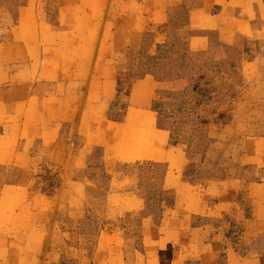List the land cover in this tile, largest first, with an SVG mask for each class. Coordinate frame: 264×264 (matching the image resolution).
I'll list each match as a JSON object with an SVG mask.
<instances>
[{
  "label": "rangeland",
  "instance_id": "1",
  "mask_svg": "<svg viewBox=\"0 0 264 264\" xmlns=\"http://www.w3.org/2000/svg\"><path fill=\"white\" fill-rule=\"evenodd\" d=\"M0 264H264V0H0Z\"/></svg>",
  "mask_w": 264,
  "mask_h": 264
},
{
  "label": "crops",
  "instance_id": "2",
  "mask_svg": "<svg viewBox=\"0 0 264 264\" xmlns=\"http://www.w3.org/2000/svg\"><path fill=\"white\" fill-rule=\"evenodd\" d=\"M80 6V5H79ZM70 7L68 5L66 6H62L61 9H60V12H59V17L61 20H65L67 19V15L70 14L71 15V19L72 18H77L78 15L80 14L79 10L77 9V7L75 8L76 9V12L73 14V12H69V9ZM105 40V39H104ZM78 48V49H76ZM84 49H85V45L82 44L81 47H71L68 51L69 52H79V55H80V62L77 66V69L81 70V83L80 85L83 86V81L85 80V75L87 74L88 72V69H89V61H83L82 57H83V54H84ZM101 53H105L106 56H108L109 54V48H108V45H106V42L104 44L101 45V47L98 49V56H101ZM69 65H73L72 62H69ZM68 68H70V66H66ZM93 74H92V81L91 82H96L97 84L99 83V81H101V85H103V89L101 90V92H112L111 90L115 89L114 86V80L112 79V66H111V62L110 61H107L106 59L105 60H97L94 65H93ZM103 77V78H102ZM68 84L70 85V82H73L71 78H68ZM153 83H161L160 80L156 79L155 77L153 76H146L144 78L141 79V83L139 85H146V86H152ZM90 86L92 89H94V93L98 92V86H96V84H92L90 83ZM100 90V89H99ZM69 89L67 88V91L65 92V95L67 93H69ZM135 92H136V85L134 84L133 86V89L131 90V98L134 97L135 95ZM83 93V88L80 89V94L82 95ZM91 89L89 91V99L91 97ZM106 94V93H105ZM82 97V96H81ZM148 112H155L157 113L155 110H141L140 112H136V113H139L140 116H149L150 117V114ZM133 117V114H132V110L130 109V105L129 107L126 109V112H125V115H124V120L125 121H119L117 119H114V118H111L109 119V122L110 123H113V125L115 127H118L119 124H123V126L125 125V127H127L130 123V119ZM156 120H154V124H151L150 128L152 129V131L156 132V134L160 135L162 138L165 137V143H166V152H165V156H167L168 152L170 151V148H169V145H170V139L168 140V137H169V134H166L168 133L167 129L163 128V127H160L158 125V114H156ZM168 142V144H167ZM171 146V145H170ZM232 255V254H231ZM234 255V254H233Z\"/></svg>",
  "mask_w": 264,
  "mask_h": 264
},
{
  "label": "trees",
  "instance_id": "3",
  "mask_svg": "<svg viewBox=\"0 0 264 264\" xmlns=\"http://www.w3.org/2000/svg\"><path fill=\"white\" fill-rule=\"evenodd\" d=\"M143 76H153V77H155L156 79H159V77H158L156 74L152 73V72H150V73H145ZM114 119H116V118H114Z\"/></svg>",
  "mask_w": 264,
  "mask_h": 264
}]
</instances>
